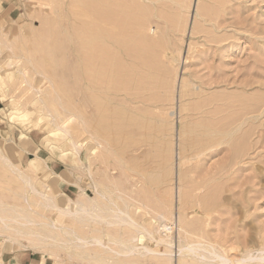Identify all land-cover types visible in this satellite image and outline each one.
<instances>
[{"label": "rangeland", "instance_id": "1", "mask_svg": "<svg viewBox=\"0 0 264 264\" xmlns=\"http://www.w3.org/2000/svg\"><path fill=\"white\" fill-rule=\"evenodd\" d=\"M13 2L11 15L0 16L2 152L19 167L29 163L36 187L60 204L80 190L94 198L93 182L103 185L135 221L129 227L122 213L126 222L102 225L105 232L124 242L136 237V246L162 240L155 247L165 253L98 251L95 262L94 247L65 241L70 227L87 235L85 225L94 223L60 213L53 219L48 201L0 160V214L34 218L41 235L55 236L49 249L58 257L47 264H176L184 246L192 259L182 264H264V0ZM110 11L103 20L111 25L97 26V14ZM88 24L103 30L95 75L87 66ZM17 107L26 110L17 115ZM30 134L37 135L33 147L26 146ZM92 138L100 143L95 154ZM42 158L61 162L62 178L40 168ZM65 181L75 184L71 192H62ZM101 212L111 213L104 205ZM173 214H182V230Z\"/></svg>", "mask_w": 264, "mask_h": 264}, {"label": "bare ground", "instance_id": "2", "mask_svg": "<svg viewBox=\"0 0 264 264\" xmlns=\"http://www.w3.org/2000/svg\"><path fill=\"white\" fill-rule=\"evenodd\" d=\"M94 4H96V1L93 0ZM88 2V1H87ZM93 3H90V4H93ZM104 5V4H103ZM96 6V5H95ZM99 6V5H97ZM101 6V4H100ZM92 7V6H91ZM105 7V5H104ZM78 8V7H77ZM86 8L88 9V6H86ZM85 8V9H86ZM94 8V7H93ZM92 8V9H93ZM106 8V7H105ZM92 9L90 10L89 12V16L91 17V19H93L95 17V10L92 11ZM97 9V8H96ZM99 9V12L101 11L100 8ZM109 10V8H107ZM106 9V10H107ZM114 9V8H112ZM87 11V10H86ZM98 11V10H97ZM104 10H102L103 12ZM97 13V12H96ZM105 13V11H104ZM88 14V13H86ZM111 14V11L108 12L106 15H103L102 13L101 14H97L99 15H102L101 18H98V23H96V25L98 26V24H101V25H108L110 24L111 25V22H109L108 20H103L104 16H107ZM96 15V17H97ZM89 18V17H88ZM107 18V17H105ZM104 18V19H105ZM124 18V17H123ZM102 20L104 21V24H102L101 21ZM135 19V18H134ZM141 20V19H140ZM144 20V19H143ZM142 20V21H143ZM90 22V21H89ZM95 22V21H93ZM144 22V21H143ZM106 23V24H105ZM92 26H96L94 25V23H91ZM113 24V23H112ZM101 25H99L101 28H106L105 27H102ZM89 26V24H88ZM87 26V27H88ZM109 26V25H108ZM90 28L88 29L89 30V34H88V40H87V51H88V55H89V60L87 61V66L89 67V71H91V74H94V72H96L97 70H101V67H99L100 63L99 61L100 60H96L95 56L98 55V58L99 56H101V50L102 48H100V46L102 45L103 43V34H102V31L101 29H95V30H92L93 28L91 26H89ZM99 27V28H100ZM138 27V26H137ZM92 28V29H91ZM85 29V28H84ZM148 31V30H147ZM87 34V33H86ZM150 35V34H149ZM148 35V36H149ZM151 37V36H150ZM123 40V39H122ZM97 41V43H96ZM145 41V40H144ZM130 42V41H129ZM128 43V42H127ZM147 45V44H145ZM143 46V45H142ZM151 47V46H150ZM157 47V46H156ZM96 48H100V52H97ZM138 48V47H137ZM163 48V47H162ZM97 52V55H95ZM103 53V52H102ZM147 54V53H146ZM150 54V53H149ZM141 56V55H140ZM102 57V56H101ZM149 57V56H148ZM149 60V59H148ZM139 62V61H138ZM151 62V61H150ZM104 64V63H103ZM102 66V65H101ZM117 68V67H116ZM99 73V72H98ZM143 73V72H142ZM95 75V74H94ZM89 76V75H88ZM94 76H92L93 78ZM98 78V77H97ZM88 79V78H87ZM98 80V79H97ZM139 81V80H138ZM92 82V81H91ZM97 86V87H96ZM91 89H95V88H98L100 89L99 85H94V81L92 82V84L89 86ZM90 99H91V102H93L95 99H98V97L96 98L95 95L93 94H90ZM35 102V101H34ZM97 102V101H96ZM52 105V104H51ZM42 107H43V104H42ZM54 107V106H53ZM97 107H100V106H97ZM44 108V107H43ZM42 108V109H43ZM101 108V107H100ZM24 110H26V107L22 108V107H17L16 108V114L19 115L21 114ZM97 110V109H96ZM99 110V109H98ZM43 111V110H42ZM47 114H49L47 111H43L41 112L40 111V115L41 116H46ZM40 116V117H41ZM21 121H25V120H21ZM43 121V120H42ZM37 122V121H36ZM58 122V121H57ZM19 123V122H17ZM43 123V122H42ZM45 123V122H44ZM39 124V123H38ZM41 124V123H40ZM45 125V124H44ZM38 126V125H36ZM92 128V127H91ZM53 130V135L56 134V132L60 131V129H58V127H54ZM65 133V131H64ZM89 133V131H88ZM66 134V133H65ZM91 134V133H90ZM93 135V134H91ZM92 137V136H91ZM89 139V138H88ZM91 141V139H90ZM92 141L95 143V139L92 138ZM98 146H100V143H98L96 141L95 144H93V146L91 147V153H96L97 150H98ZM4 151V150H3ZM90 153V154H91ZM0 160L2 161V164L3 165L2 167L4 168V166L7 168L8 171H10L11 173H14L15 176L17 178H19L22 182H24L26 185H28V187H30V191L31 193H34V194H37L38 196H40L41 198H45L47 201H48V205L50 206V208H53L55 210L54 214V218L55 219L56 217H58V213H60L61 217L65 216V217H68V218H72L74 219V221H77L78 224L81 223V224H85L87 223V221L89 222L90 220V223H94V225H90V227H87L86 226V229L89 231L87 232V235H81L79 233L76 232V230H74L73 228L70 227V236H69V239H65V241H68V242H71L73 243L77 248H88V247H94L97 252H91V256L94 257V261H99L98 260V251H104V252H111V254H113L115 257H129L131 258L132 256L134 255H142L143 257V253H145V256L149 255V254H153V255H157V254H160L162 251L158 250L157 247L155 246H159V244L163 243L162 240H158L156 243L158 245H155L154 247H147V246H136L134 243H133V239H137L136 237H131L130 236V239L128 237V241L124 242V241H120L118 238L116 237H110L109 233L105 232L106 229L105 227H103L102 225H113V226H118L120 225L122 222H123V218L121 217L122 213H124L125 216H127V218H129V223H128V220H127V223L129 224V227L133 226V222H135L132 218V216L127 213L126 211H124L123 209H120L119 207H115L114 205V202L117 201V199L115 201H110L108 198H107V195L106 193L101 189V187L103 185L97 183V182H93L92 184V188H93V191L95 192V196L94 198L92 197H88L84 194L83 191H79L78 195H76L74 198L73 197H67L65 198V201L64 203L60 204V202L58 203V201L56 199H54L51 195H49V193H46L44 190H40L39 188L36 187L35 183L33 182V168L31 167V165L29 163H27L26 166H21L19 167V165L17 163H14L9 157H7L6 155H4V153L2 152L1 148H0ZM183 162V161H182ZM2 168V169H3ZM4 170H6L4 168ZM87 170V168H86ZM90 170V169H89ZM92 172V171H90ZM93 174V173H91ZM89 175V174H88ZM91 179V177H90ZM91 181V180H90ZM92 183V182H91ZM75 185V184H74ZM76 187V186H75ZM81 187V186H80ZM77 190V189H76ZM114 190V189H113ZM115 191V190H114ZM36 195V196H37ZM118 195V194H117ZM35 196V197H36ZM37 196V197H38ZM110 196V195H109ZM39 198V197H38ZM122 198V197H121ZM112 200V198H110ZM37 200V199H36ZM122 199L119 200V203ZM125 201V200H124ZM41 202V201H40ZM39 202V203H40ZM123 201H121L122 203ZM113 204L114 206L113 207H109L108 205L109 204ZM134 204V203H132ZM106 206V209L107 210H110L111 213L108 214V215H104L102 214V207ZM139 209V208H138ZM104 210V209H103ZM130 210V209H128ZM141 210V209H139ZM144 210V209H143ZM4 211V210H3ZM6 211V210H5ZM134 211V210H133ZM101 212V214H100ZM138 212V211H137ZM6 213V212H5ZM136 214V211L134 212ZM138 215V214H137ZM149 215V214H148ZM34 216V215H32ZM123 216V215H122ZM64 217V219H66ZM143 217V216H142ZM173 218H175V220L177 221L178 220V223H180V230L183 229V220H182V214H181V219H179V215H176V214H173ZM152 220V219H151ZM65 222L67 220H64ZM137 221V220H136ZM126 221H124L123 223H125ZM148 222V221H147ZM69 223V222H68ZM96 224H100V226L98 225H95ZM126 223V224H127ZM138 223V222H137ZM142 223V222H141ZM149 223V222H148ZM73 224V223H72ZM70 223V225H72ZM136 224V223H135ZM40 225V222L39 221H36V219L34 220V218H27V219H24L23 217H21V214L20 215H14V216H9V215H1L0 214V236L2 237L1 241L0 242H13V241H18L20 246L21 247H29L30 249H33L35 251H39L41 252V255H42V260H41V263L42 264V261L45 257H49V258H53L54 260H56V258L58 257L57 256V253L56 251H54V249L52 247H50L51 249H49V246H51V242L54 241V240H57L55 238V236H53V238L51 237H47L45 235H41L40 232H38L37 228ZM69 225V224H68ZM145 225V224H144ZM142 225V226H144ZM162 225V224H161ZM82 226V225H81ZM135 226V225H134ZM139 226V225H137ZM141 226V227H142ZM109 227V226H108ZM126 227V226H125ZM128 227V226H127ZM126 227V228H127ZM140 227V229H141ZM170 227V226H169ZM166 224H164L162 226L161 229H166V231H168V228H169ZM179 227V226H178ZM52 228H54V231L57 230L59 228L58 224L57 223H53L52 224ZM50 228V229H52ZM134 229H136V226L133 227ZM139 228V227H138ZM137 228V230H139ZM146 228V227H145ZM151 228V227H150ZM127 229H130V228H127ZM172 229V227L170 228ZM126 230V229H125ZM124 230V232H125ZM151 230V229H150ZM50 232L52 230H49ZM136 231V230H135ZM143 231V229L141 230ZM141 231H138V232H141ZM145 231V230H144ZM143 231V232H144ZM147 231V230H146ZM172 231V230H171ZM119 232V231H118ZM129 232V231H128ZM141 232V234L143 233ZM170 232V231H169ZM126 233V232H125ZM148 233V235L150 234L148 231L146 232V234ZM153 233V232H152ZM137 234V233H136ZM169 234V233H168ZM194 234V233H193ZM197 234V233H196ZM195 234V235H196ZM22 235H26V242L23 243L21 242L20 238ZM119 235V233H118ZM117 235V236H118ZM138 235V234H137ZM144 235V233L142 234ZM194 235V236H195ZM200 235V234H199ZM123 236V235H122ZM121 236V237H122ZM151 236V234H150ZM198 236V235H196ZM146 237V236H145ZM144 237V238H145ZM149 237V236H148ZM153 237V235L151 236ZM23 238V237H22ZM124 238V237H123ZM139 238V237H138ZM126 239V238H125ZM154 239V237H153ZM122 240V239H121ZM157 240V239H156ZM60 241V240H59ZM135 241V240H134ZM168 242V241H167ZM70 243V244H71ZM187 243V242H186ZM140 244V243H139ZM185 244V243H184ZM169 245V244H168ZM167 245V246H168ZM188 245V244H187ZM191 245V244H190ZM184 246V245H182ZM181 246V247H182ZM8 247V246H7ZM11 247V246H10ZM56 247V246H55ZM69 247V245H68ZM114 247H116V249H119L116 250ZM164 247L166 248V246L164 245ZM185 247V246H184ZM182 247V248H184ZM188 247L190 246H187L186 249H188ZM197 247V245L195 246ZM5 248V247H4ZM9 248V247H8ZM182 248H179L181 249V251H179V258H178V261L176 262V264H182L183 263V260L185 258H189V251H188V255L185 254V252H183L184 249ZM2 249V248H1ZM26 249V248H25ZM70 249V247H69ZM68 249V250H69ZM193 250V249H192ZM83 251V250H82ZM143 252V253H142ZM169 252V251H167ZM196 252V251H195ZM95 253H97L96 255H94ZM163 254H165L164 252H162ZM197 253V252H196ZM170 255V253H169ZM160 256H162V254H160ZM164 256V255H163ZM175 256V255H174ZM193 256V255H192ZM141 257V256H140ZM154 257V256H153ZM194 257V256H193ZM81 258V257H80ZM157 258V257H156ZM155 258V259H156ZM97 259V260H96ZM189 259H192V257H190ZM194 259V258H193ZM82 260V259H81ZM197 261V260H196ZM104 262V261H103ZM128 262V261H127ZM93 264V262H91ZM165 264V263H164Z\"/></svg>", "mask_w": 264, "mask_h": 264}, {"label": "crops", "instance_id": "3", "mask_svg": "<svg viewBox=\"0 0 264 264\" xmlns=\"http://www.w3.org/2000/svg\"><path fill=\"white\" fill-rule=\"evenodd\" d=\"M13 0H0V16L2 11L8 10V15H11V12L14 10V8H11V4H13ZM6 19V18H5ZM1 21V18H0ZM3 129V127H0V130ZM1 136V134H0ZM32 143H28L26 145L27 147H33L35 146V138H37L36 134H30L29 135ZM51 150L54 148L52 146H48ZM32 153V152H29ZM42 163L40 168L45 166L44 168H47L51 173L54 175H58L60 178H62V174L64 173L63 171L65 168L59 161H54L50 162L47 159L42 158ZM39 168V169H40ZM67 173L69 170L66 168ZM50 185L53 188H56L59 185V182L57 178L53 180V183ZM62 192L67 193L71 192L72 189L70 187H73L74 184L68 181L63 182L61 185ZM5 247V248H4ZM2 248V249H1ZM26 248V249H25ZM42 260V257L38 256L36 252L32 251L29 247H19V246H12V247H7L5 244L2 243V246H0V264H40ZM48 258L45 257L42 261V264H47Z\"/></svg>", "mask_w": 264, "mask_h": 264}]
</instances>
